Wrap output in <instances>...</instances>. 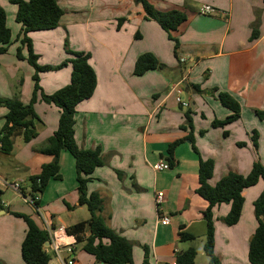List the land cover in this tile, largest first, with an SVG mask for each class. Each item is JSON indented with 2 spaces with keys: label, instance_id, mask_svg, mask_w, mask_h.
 I'll use <instances>...</instances> for the list:
<instances>
[{
  "label": "crops",
  "instance_id": "obj_1",
  "mask_svg": "<svg viewBox=\"0 0 264 264\" xmlns=\"http://www.w3.org/2000/svg\"><path fill=\"white\" fill-rule=\"evenodd\" d=\"M149 1L157 11L185 12L186 20L171 32L179 43L180 63L173 41L155 21L144 18L135 0H57L63 10L58 27L31 32L29 37L40 65H55L68 57L63 50L65 39L73 51L90 55L88 63L95 72L96 87L91 97L75 107L74 139L81 149H101L105 163L89 176L87 193L99 195L100 215L107 226L132 244V264H176V255L188 248L196 250L194 264H209L203 252L207 203L195 191L199 158L187 138L191 130L199 156L213 161L211 186L228 172L247 175L256 159L264 165V121L254 113L264 109V0ZM203 5L213 12L199 14ZM0 7L14 40L20 29L14 22L16 8L9 0H0ZM256 16L258 36L250 40ZM15 43L19 45H11ZM11 45L0 55V98L16 97L27 103L33 72L26 61L16 59V47ZM146 52L166 68L134 75L135 60ZM70 74V65L40 72L39 86L51 94L69 83ZM178 84L186 104L182 110L172 90ZM192 85L206 93L195 92ZM220 91L239 103L240 116L223 127H213L214 120H223L230 113L216 98ZM0 108L6 114V109ZM186 108L190 109V130L180 128ZM34 111L39 118L35 123L37 136L28 143L15 136L9 155L0 153V179L21 180L24 194L31 191L29 177L38 175L41 166L52 161L51 155L38 149L53 134L59 119V109L40 99ZM253 131L257 133V149L251 140ZM178 140L173 166L154 171L152 165L159 160L166 162L167 146ZM5 156L7 161L2 159ZM58 167L59 178L48 180L40 194L38 212L21 193L28 206L25 209L1 198L0 264H24L20 246L26 225L12 213L30 216L40 229L41 217L65 228L89 218L86 207L77 202L74 159L65 149L58 156ZM116 171L121 172L120 177ZM262 190L264 181L260 179L242 191V211L235 225L221 221L229 204L212 208L213 252L219 264H250L249 239L261 220L254 215L253 202ZM158 192L164 194L159 210L155 204ZM160 213L170 217L168 225L158 222ZM180 231L194 239H179ZM61 242L72 245L73 264H102L82 249L83 241L75 243L66 234ZM45 249L49 264H57L50 245Z\"/></svg>",
  "mask_w": 264,
  "mask_h": 264
},
{
  "label": "trees",
  "instance_id": "obj_2",
  "mask_svg": "<svg viewBox=\"0 0 264 264\" xmlns=\"http://www.w3.org/2000/svg\"><path fill=\"white\" fill-rule=\"evenodd\" d=\"M141 5L146 20L155 21L167 34L169 40L173 41L174 55L178 62L179 43L171 36V32L176 30L185 20L184 11L173 9L169 11H157L149 0H135ZM16 8L14 22L20 26L14 40H12L11 30L6 25V14L0 7V55L7 53L9 46L18 42L15 49V57L18 60L26 61L33 68L32 81L33 89L31 97L27 103L19 99L0 98V106L6 109L4 124L0 129V153L9 155L13 146V138L21 136L24 143L30 142L37 136L35 120H39L34 111V104L40 99L46 104H52L59 109V119L57 128L53 134L45 140L38 149L39 151L52 156V161L43 164L38 175L29 177L30 193L39 194L44 190L48 180L58 179V156L60 151L67 150L74 159L76 171V192L77 202L84 205L89 213V218L66 228V233L72 236L75 243L82 242V249L94 257L96 263L102 264H132V244L124 237L120 236L113 229L107 226L100 215L102 201L97 193H87V183L90 175L98 166H103L105 160L100 147L94 149H81L74 139V114L75 107L81 101L91 97L96 87V75L88 63L89 53L83 51H73L69 48L65 39L63 44L64 53L68 56L55 65L38 64V55L34 52L32 40L29 33L36 31L53 30L58 27L63 10L57 0H9ZM118 20V26L119 22ZM117 26V27H118ZM259 18L256 16L252 23L250 40L258 36ZM138 38L139 34H135ZM25 50L26 54L23 53ZM67 65L71 66L70 81L67 85L57 89L51 94L43 92L39 86V73L48 71H58ZM166 66L160 63L151 53L140 54L134 63L133 74L142 75L149 70H163ZM197 93L205 94V90H200L197 85H192ZM215 89L211 90L213 94ZM216 98L220 105L229 114L223 120H214L213 127H223L236 121L240 116L239 103L226 92H217ZM179 109L183 105L179 103ZM255 115L259 120L264 121V109L255 110ZM184 121L181 129H192L190 109L183 112ZM37 122V121H36ZM226 135V132H224ZM257 133L252 132L251 140L253 147L257 149ZM192 142V149L199 158L198 164V187L195 190L207 203L203 211L206 222L205 242L203 252L209 258V264H219L213 252L214 221L212 208L221 204H229L230 209L221 221L227 225H235L242 211L243 196L245 188L255 185L260 179L264 181V165L259 159L253 161L251 169L247 175H240L228 172L223 175L214 186L208 181L212 177L214 163L211 159H202L193 145L191 130L188 138ZM180 141L170 143L166 149V162L169 167L173 166L174 148ZM244 146V143H237ZM118 177L121 172L116 171ZM20 193L25 196L24 192ZM4 206L0 197V210ZM254 215L261 219L249 239L248 262L250 264H264V190L253 202ZM13 216L21 218L25 225V236L21 242L20 253L24 264H48L50 257L44 248L48 242L47 233L38 227L33 219L24 214L12 213ZM85 233H87L86 236ZM181 240H192L194 237L188 233L180 231L178 233ZM146 253V250H145ZM196 250L188 248L180 252L175 257L176 264H194Z\"/></svg>",
  "mask_w": 264,
  "mask_h": 264
},
{
  "label": "built area",
  "instance_id": "obj_3",
  "mask_svg": "<svg viewBox=\"0 0 264 264\" xmlns=\"http://www.w3.org/2000/svg\"><path fill=\"white\" fill-rule=\"evenodd\" d=\"M199 14H210L213 12V9L210 6L203 5L199 9ZM183 60V59H182ZM176 85L173 87L172 90L176 92V102L186 106L185 102L181 99V91ZM154 171H164L170 169L167 162L163 160H159L155 164L152 165ZM0 183H3L14 191L20 192L21 191V180H17L15 182L7 183L5 179H0ZM27 203L34 207V209L38 212L39 210V200L40 194L37 192H31L29 196H24ZM164 194L163 192H158L155 196V204L158 206L161 205L163 202ZM159 213V212H158ZM158 222L162 225H168L170 223V217L168 215L158 214ZM42 227L41 229L47 233L48 236V243L50 248L52 249V253L54 255V259L57 264H73L74 260L72 257L73 248L70 243L63 244L61 239L66 236V228L62 225H53L50 221H48L45 217H41Z\"/></svg>",
  "mask_w": 264,
  "mask_h": 264
},
{
  "label": "rangeland",
  "instance_id": "obj_4",
  "mask_svg": "<svg viewBox=\"0 0 264 264\" xmlns=\"http://www.w3.org/2000/svg\"><path fill=\"white\" fill-rule=\"evenodd\" d=\"M16 45H17V43H15L11 46L17 47L18 45L17 46ZM14 47H13V50L15 49ZM25 65L30 67L32 69V72H33V68L31 66H29L28 64H25ZM4 116H5V110L0 108V129L4 124ZM36 121H39V120H35L34 122L36 123ZM2 159L7 161L9 158L7 156H5V158H2ZM220 169H221V166H220ZM8 180H11V179H8ZM8 180L6 182L10 183L11 181L9 182ZM25 185L26 184H24L23 186H25ZM29 194H30V191L27 190V193L25 194V196L27 197V196H29ZM0 197L3 200L11 202V204L17 205L18 207L20 206L21 209H25L26 207H28L27 204L25 202H23V198H22L20 192L14 191L12 188H10L9 186H7L3 183H0ZM84 209H85L84 210L85 213H88L87 209L86 208H84Z\"/></svg>",
  "mask_w": 264,
  "mask_h": 264
},
{
  "label": "water",
  "instance_id": "obj_5",
  "mask_svg": "<svg viewBox=\"0 0 264 264\" xmlns=\"http://www.w3.org/2000/svg\"><path fill=\"white\" fill-rule=\"evenodd\" d=\"M48 242H46L45 244H44V247L46 248L47 246H48ZM50 261V260H49ZM48 264H49V262H48Z\"/></svg>",
  "mask_w": 264,
  "mask_h": 264
}]
</instances>
